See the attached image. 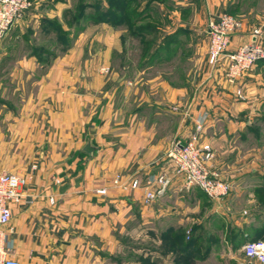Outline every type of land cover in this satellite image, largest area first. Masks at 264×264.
<instances>
[{"label":"crops","instance_id":"obj_1","mask_svg":"<svg viewBox=\"0 0 264 264\" xmlns=\"http://www.w3.org/2000/svg\"><path fill=\"white\" fill-rule=\"evenodd\" d=\"M235 2L167 0L166 4L158 6L164 15L169 13L168 17L177 11L180 14L191 12L192 19L199 4L207 14V23L209 18H217ZM175 20L180 22L178 27L188 24L185 17L179 15ZM92 29L114 31L106 24L93 25L89 30ZM250 29L251 24L244 19L240 30L230 39L229 51L252 40ZM161 31L170 34L174 30L165 27V30L159 28V34ZM106 45L100 46L104 50H100L101 54L111 52ZM70 59L57 61L36 80V93L27 96L22 121L31 149L37 148L38 152L22 160L23 167L7 171L26 178L24 191L32 200L30 205L11 204V223L16 230L11 257L20 264H108L111 230L116 224L122 227L129 214L139 216L142 224L147 223L155 233L153 241L158 240L159 244L163 230L196 223L205 208L210 213L217 210L197 189L182 188L170 168L167 153L176 140L186 139L194 118L202 112L209 114L206 140L212 149L233 148L235 141L224 134V123L218 118L225 112L228 113L225 117L257 112L256 101H264V89L260 93L256 89L263 83L252 73L245 74L234 87L226 84L220 75L182 79L180 84L158 78L124 82L114 76L104 78L94 73L92 61L77 63ZM14 64L16 69L33 72L37 66L34 57L16 60ZM260 64L264 68V62ZM81 68L80 75H75ZM236 89L243 92V103L238 101ZM151 97L154 100L153 105L148 104L151 108L141 109V102ZM127 100L135 102L136 107L126 111L122 102ZM163 105L169 106L171 111L161 109ZM241 124L235 126L237 131L241 130ZM230 125L228 122L226 129ZM88 140L95 148L91 155L82 152ZM211 166L215 169L214 163ZM117 173L127 178L140 174L136 178L141 181L146 176L152 179L166 174L169 183L156 201L144 206L141 191L121 192L110 187L109 181ZM105 187L108 188L106 196L95 194V190ZM49 197L54 198L53 204L48 202ZM212 255L216 259L227 257L230 264H251V261L243 262L236 254ZM148 260L150 264H171L170 254L149 253ZM133 264L141 263L137 259Z\"/></svg>","mask_w":264,"mask_h":264},{"label":"rangeland","instance_id":"obj_2","mask_svg":"<svg viewBox=\"0 0 264 264\" xmlns=\"http://www.w3.org/2000/svg\"><path fill=\"white\" fill-rule=\"evenodd\" d=\"M91 1L95 0H29L30 7L6 31L5 37L10 34L11 37H8L7 41L0 39V57L4 52L8 53V48L17 45L20 48L18 61L27 60L33 56L43 61L39 65L34 57L37 64L34 72L25 68L16 69L12 62L0 78V173H10L7 171L22 166V160L33 156L32 152L37 150L36 148L33 151L27 140L29 135L24 131L23 112L29 93H36V80L41 77L39 73L42 71L47 73L57 61L68 58L77 63L92 61L91 67L94 73L104 78L114 76L117 80L122 79L124 82L140 78L142 80L158 78V80L167 79L173 84H180L182 79L218 75L214 74L207 65L208 40L205 34L207 14L199 4L194 10L192 19L191 12L180 14L177 11L174 14L170 13L171 17H168L169 13L164 15L157 7L158 13L153 12L151 15L157 17V21L148 17L139 22L135 21L132 25L127 22L123 26H111L114 31L107 33L101 29L89 30L91 26L97 24L82 19L74 21V17L84 13L87 3ZM100 3L102 9L108 5L107 0H100ZM126 6V15L135 8L132 5ZM225 12L233 14L231 16L241 23L245 19L246 23L251 24L250 31L257 27L264 29V0H236L230 9L227 7L223 13ZM176 14L180 18L185 17V22L188 21V24L178 27L180 22L175 20ZM189 18L191 20H187ZM45 21L51 22V26H47ZM55 24H59L61 31L70 32L69 37L59 41L58 34H55ZM148 24L162 30H165V27H170L172 31L182 30L171 41V46L168 47L170 53L162 51L154 55V45L160 43L167 33L161 31L152 38L137 37L132 33L133 28ZM43 27H48L50 31L47 32ZM85 30L87 32L80 35ZM98 39L104 40L102 44L106 43L108 50H111L109 56L100 53V50H104L100 48L102 44ZM148 40L153 42L152 46L146 43ZM65 41L69 43L66 45ZM173 41L175 42L172 44ZM107 61H109V68H107ZM261 62L264 60L255 62L245 72V74L252 73L253 77L262 81L263 84L256 88L259 93L261 89H264V68ZM82 71L83 68L78 69L75 75L79 76ZM240 96L237 97L238 101L243 103L245 96L242 91ZM153 101L151 97L141 102L140 108L144 110L151 108ZM256 103L259 104L257 112L238 117L230 115L225 117V114H228L225 112L221 118H218L224 123V134L230 136V139H234L235 142L234 145L232 143L233 148L226 146L213 148L214 158L211 164L214 163L215 169L212 166L211 168L217 172L219 178L229 183L230 193L220 204H215L217 210L210 213L205 208L197 216L196 223L182 228H173V235L184 232V239L181 243L171 246V249L165 248L166 251L170 250L168 252L171 256V264H198L205 260L208 261L203 264H230L227 257L219 256L216 259L215 255L211 256V254L223 255L225 252L236 254L243 262L245 260L251 261V264H257L253 260L244 258L241 253V247L245 243L244 234H255L259 230L256 233L257 239L264 241V101H256ZM122 105L126 111L136 107V103L132 100L124 101ZM161 109L171 111L170 107L165 105ZM172 110L175 109L172 108ZM165 118L167 119V117H161V119ZM228 122L231 123V127L226 129ZM239 123H242V128L237 131L236 127ZM135 175L134 178L140 176V174ZM138 217L129 214L124 218L125 223L122 227L116 224L111 230L112 240L107 250L108 264H133L139 258L147 260L149 253H163L164 248L161 243L157 244L158 240L154 242L152 239L155 233L151 232L147 223L142 224ZM198 221L202 222L197 223ZM194 228L199 239L186 248ZM165 231L160 233V241ZM250 240L251 238H246V242ZM179 254H185L187 260H180L177 257Z\"/></svg>","mask_w":264,"mask_h":264},{"label":"built area","instance_id":"obj_3","mask_svg":"<svg viewBox=\"0 0 264 264\" xmlns=\"http://www.w3.org/2000/svg\"><path fill=\"white\" fill-rule=\"evenodd\" d=\"M29 7V0H0V35L8 31ZM241 26V21L225 13L217 18H209L206 23L208 68L232 87L236 86L255 62L264 58V29L261 27L250 31L251 41L229 51L230 39ZM235 94L241 97L239 89H236ZM207 119V113L198 114L193 120L189 135L183 142H175L171 146L167 158L184 190L197 189L213 204H220L231 188L229 183L219 178L217 172L211 168L214 153L206 140ZM34 168L32 166V169ZM55 183L60 182L55 180ZM168 183L166 174H159L152 179L146 178L141 182L138 178H127L118 173L109 181L111 188L121 192L141 190L144 205L156 201L164 193ZM26 184V178L16 173H0V264H20L17 259L11 257L13 235L16 231L11 223V204H32L31 198L24 191ZM107 189H97L95 194L105 196ZM48 202L53 204L54 198L49 197ZM241 253L257 264H264V241L244 244Z\"/></svg>","mask_w":264,"mask_h":264},{"label":"trees","instance_id":"obj_4","mask_svg":"<svg viewBox=\"0 0 264 264\" xmlns=\"http://www.w3.org/2000/svg\"><path fill=\"white\" fill-rule=\"evenodd\" d=\"M107 3H108V5L104 9H102V5L100 3V0H95V1H91L90 3H87V5L85 7V12L82 14L80 13L76 17H74V21L75 20L77 21L78 19H82V20H84L86 22H90L92 24H108L112 27L123 26L127 22H129L130 25H132V24H134L135 21L139 22L141 19H146L148 17H152L151 15L153 12L158 13V8H157V7H159L158 4H166L167 0H107ZM126 5H132L133 7L135 6V8L133 10L127 12V15L125 13V11H127ZM231 7L232 6H229V9ZM225 13L229 14V15H233V14H230L229 12H225ZM152 18L155 21L158 20L157 17L155 18L153 16ZM45 22H47L46 23V25L48 24L47 26H49V27L51 26V22H49V21H45ZM54 27H55V34L57 33L58 39H60L59 41H61V39H63V38L69 37L70 32L61 31L59 24H55ZM43 29L46 30L47 32L50 31V29L48 27H43ZM181 32H182V30L177 29V30H174L170 34L165 35L160 43H158L157 45H154V47H155L154 55L157 54V52H162V51L170 53V50L168 49V47L171 46V41L173 40V38L177 37ZM132 33L135 34L137 37L144 36V37L152 38V37H155L156 35L159 34V27H157L155 25H149V24L144 25V26H137L136 28H133ZM6 34H7V32H4L2 35H0V39H3V41H7L6 39H8V37H11V34L8 37H5ZM174 42L175 41H173L172 44ZM65 43L67 45V43H69V42L65 41ZM146 43L150 46L153 42L151 40H148ZM19 53H20V48L17 45L16 46L14 45L13 47L8 48V53H6L0 59V78L3 76V73L6 70V68L8 67V65L11 64L12 62L16 61L19 58V56H20ZM33 57H35V56H33ZM35 58H36L39 65H41V63H43V61L40 60V58H37V57H35ZM261 60H264V58L260 59L258 61H261ZM45 73H46V71H42L39 73V75L42 76ZM257 231L259 232V230H257ZM173 232H174V230L172 228H169L161 236V245L164 248V251L161 254H163V255L170 254L168 252L170 250L166 251L165 248L171 249V246H174L178 243H181L182 240L184 239V232H178L177 234H174V235H173ZM258 232H256V233H258ZM256 233L251 234V235L247 234V233L244 234L243 235V241H245L244 244H246L248 242H252V241H258L259 240V239H257L258 234H256ZM246 238H251V240L246 242ZM198 239H199V236H198V234H196L195 228H194V230L192 229L191 236H189V238H188V242H187L188 244H187L186 248L188 247L189 244L195 243ZM184 255L185 254H179V255H177V257H179L180 260H187V259H185L186 255L185 256ZM139 260H140L141 264H148L149 263L148 259L147 260H144V259L141 260L139 258ZM144 261H147V262H144Z\"/></svg>","mask_w":264,"mask_h":264},{"label":"water","instance_id":"obj_5","mask_svg":"<svg viewBox=\"0 0 264 264\" xmlns=\"http://www.w3.org/2000/svg\"><path fill=\"white\" fill-rule=\"evenodd\" d=\"M94 146L92 145L91 141H87L85 143V145L83 146L82 148V151L85 153V154H88V155H91L92 152L94 151Z\"/></svg>","mask_w":264,"mask_h":264}]
</instances>
